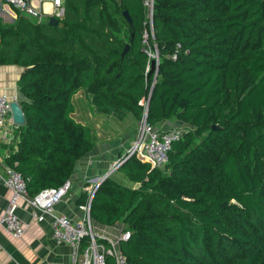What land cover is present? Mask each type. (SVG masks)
I'll list each match as a JSON object with an SVG mask.
<instances>
[{
  "label": "trees",
  "instance_id": "16d2710c",
  "mask_svg": "<svg viewBox=\"0 0 264 264\" xmlns=\"http://www.w3.org/2000/svg\"><path fill=\"white\" fill-rule=\"evenodd\" d=\"M60 22L0 21V65L22 69L25 119L5 161L28 195L70 180L94 148L72 117L79 91L117 119L141 120L149 100L147 124L187 128L162 168L120 158L136 187L106 178L91 222L124 225L128 264H264V0H154L152 36L141 0H64Z\"/></svg>",
  "mask_w": 264,
  "mask_h": 264
},
{
  "label": "crops",
  "instance_id": "0c3cea01",
  "mask_svg": "<svg viewBox=\"0 0 264 264\" xmlns=\"http://www.w3.org/2000/svg\"><path fill=\"white\" fill-rule=\"evenodd\" d=\"M18 15L0 2L2 23H14ZM21 71L20 67L14 65H0V95H6L16 102L22 99L17 87ZM72 100L79 107L73 111V119L91 131L95 145L90 153L77 161L69 180L71 188L66 197L56 205L55 212L73 220H80L83 217V212L79 208L83 204L78 203L80 197L83 193L87 194L93 189L98 180L109 174L115 162L126 155L136 136L137 121L131 115L117 119L113 115L98 114L90 98L83 91L74 95ZM111 120L114 122L108 124ZM20 127L10 122L5 124V129L12 130L13 142L11 144L2 137V131H0V216L11 196L10 191L4 185L7 166L5 159L13 151L14 144H16L14 142L18 141ZM153 128L158 132H166L182 130L187 126L171 119L161 121ZM109 177L122 185L136 187L128 182L119 170L112 172ZM17 215L25 228V233L21 239H14L0 228V264H71L70 247L54 242L48 218L39 222L36 218L38 212L23 200L17 203ZM92 228L103 238L117 240L124 230V225L118 223L107 227L92 223Z\"/></svg>",
  "mask_w": 264,
  "mask_h": 264
},
{
  "label": "built area",
  "instance_id": "2783aa9c",
  "mask_svg": "<svg viewBox=\"0 0 264 264\" xmlns=\"http://www.w3.org/2000/svg\"><path fill=\"white\" fill-rule=\"evenodd\" d=\"M0 2L34 24L47 23L50 17L60 22L64 16L63 0H0ZM141 2L145 10L149 33L152 36L154 0H141ZM45 6H48V8H45ZM143 37L146 40L148 33L145 32ZM146 53L150 61L157 60L158 62L156 51L147 50ZM14 101L6 95H0V131H2V137L6 138L9 144L13 142V135L11 129H5V124L7 122L14 124L10 109V103ZM147 104L148 101L147 103L140 102V105L144 106L145 109ZM182 134L183 130L158 132L147 124L142 117L135 139L125 156L126 158L133 156L140 161L148 162L154 168H162L168 162L172 143L179 140ZM15 148L16 144H14L13 150ZM123 162L124 160L115 162L109 173L112 174V172L118 170ZM102 179L98 180L96 186L87 192L85 203L79 207L83 212V217L80 220H73L55 212L56 205L66 197L71 188L69 180L58 188H48L34 197H30L26 182L21 175L6 166L4 185L10 191L11 196L0 216V228L14 239L22 238L25 228L17 215V203L19 200H23L38 212L36 218L39 222L49 219L54 242L70 247L71 264H105L107 257L112 259L113 264H128L125 256L119 250L118 244L120 241L128 240L130 232L123 230L117 240H111L98 235L92 228L89 215L90 203L97 185Z\"/></svg>",
  "mask_w": 264,
  "mask_h": 264
},
{
  "label": "water",
  "instance_id": "95a60500",
  "mask_svg": "<svg viewBox=\"0 0 264 264\" xmlns=\"http://www.w3.org/2000/svg\"><path fill=\"white\" fill-rule=\"evenodd\" d=\"M122 16L124 17V19L128 22L129 25H131V19L129 17V14L127 11H123L122 13ZM49 27H58V28H62L63 25L61 22H59L58 20H56L55 18L53 17H50L48 18V21L46 23ZM128 51V45H126L121 53V57H124L125 54L127 53ZM150 71H149V75L152 74L156 69H157V66H158V62L157 60H151L150 61ZM156 75V73H155ZM149 101V100H148ZM148 106V104H147ZM10 109H11V117H12V120H13V123L17 126H23L24 125V122H25V119H24V114H23V111L19 105L18 102L14 101V102H11L10 103ZM146 116H147V107L143 113V118L146 120ZM214 129H216V127H213ZM119 169V168H118ZM110 176V173L107 174L102 180L101 182H99V184L97 185V187L106 179Z\"/></svg>",
  "mask_w": 264,
  "mask_h": 264
},
{
  "label": "rangeland",
  "instance_id": "374dc122",
  "mask_svg": "<svg viewBox=\"0 0 264 264\" xmlns=\"http://www.w3.org/2000/svg\"><path fill=\"white\" fill-rule=\"evenodd\" d=\"M72 105H73V111H76L79 107H78V105H77V103L76 102H73V100H72ZM109 122H114L113 120H111V121H108V124H109ZM139 123H140V120L139 121H137V126H136V128L138 129V126H139Z\"/></svg>",
  "mask_w": 264,
  "mask_h": 264
}]
</instances>
